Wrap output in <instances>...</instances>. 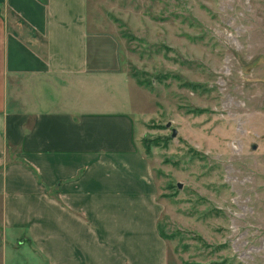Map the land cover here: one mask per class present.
Returning a JSON list of instances; mask_svg holds the SVG:
<instances>
[{
  "label": "rangeland",
  "instance_id": "obj_1",
  "mask_svg": "<svg viewBox=\"0 0 264 264\" xmlns=\"http://www.w3.org/2000/svg\"><path fill=\"white\" fill-rule=\"evenodd\" d=\"M89 10L120 75L91 78L83 99L133 120L170 264H264V0H89Z\"/></svg>",
  "mask_w": 264,
  "mask_h": 264
},
{
  "label": "crops",
  "instance_id": "obj_2",
  "mask_svg": "<svg viewBox=\"0 0 264 264\" xmlns=\"http://www.w3.org/2000/svg\"><path fill=\"white\" fill-rule=\"evenodd\" d=\"M113 46L89 0H0V264H170L133 120L83 99Z\"/></svg>",
  "mask_w": 264,
  "mask_h": 264
},
{
  "label": "trees",
  "instance_id": "obj_3",
  "mask_svg": "<svg viewBox=\"0 0 264 264\" xmlns=\"http://www.w3.org/2000/svg\"><path fill=\"white\" fill-rule=\"evenodd\" d=\"M140 85H143L140 83ZM158 230H159V234L161 235V237L166 240L167 239V236L165 235V233H163L162 229H161V225H160V222H159V225H158Z\"/></svg>",
  "mask_w": 264,
  "mask_h": 264
},
{
  "label": "water",
  "instance_id": "obj_4",
  "mask_svg": "<svg viewBox=\"0 0 264 264\" xmlns=\"http://www.w3.org/2000/svg\"><path fill=\"white\" fill-rule=\"evenodd\" d=\"M171 123L167 124V127H170ZM172 137H175L177 135V130L176 129H172ZM179 189L181 188V184H178Z\"/></svg>",
  "mask_w": 264,
  "mask_h": 264
}]
</instances>
